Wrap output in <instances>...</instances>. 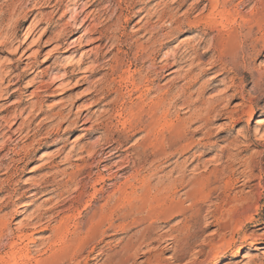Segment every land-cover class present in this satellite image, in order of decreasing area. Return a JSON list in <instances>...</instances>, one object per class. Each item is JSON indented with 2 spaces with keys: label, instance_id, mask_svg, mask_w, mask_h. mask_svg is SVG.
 I'll return each mask as SVG.
<instances>
[{
  "label": "rangeland",
  "instance_id": "rangeland-1",
  "mask_svg": "<svg viewBox=\"0 0 264 264\" xmlns=\"http://www.w3.org/2000/svg\"><path fill=\"white\" fill-rule=\"evenodd\" d=\"M218 1L0 0V264L46 258L63 217L88 239L62 264H264V0ZM161 96L154 160L122 124ZM148 180L156 198L125 195Z\"/></svg>",
  "mask_w": 264,
  "mask_h": 264
},
{
  "label": "bare ground",
  "instance_id": "bare-ground-1",
  "mask_svg": "<svg viewBox=\"0 0 264 264\" xmlns=\"http://www.w3.org/2000/svg\"><path fill=\"white\" fill-rule=\"evenodd\" d=\"M197 2V1H196ZM216 2H219L218 0H216ZM211 4V3H210ZM87 6H89L90 7V5L88 4ZM155 37V36H154ZM3 43H4V41H1L0 42V47L1 46H3ZM110 46V45H109ZM111 47V46H110ZM115 48V47H114ZM117 49V48H116ZM112 50V49H111ZM206 52V51H205ZM99 60V59H98ZM167 60V59H166ZM180 60V59H179ZM183 60V59H182ZM188 60V59H187ZM185 61H183V63H184ZM96 63V62H95ZM182 63V62H181ZM155 66V65H154ZM16 67V66H15ZM14 67V68H15ZM13 68V69H14ZM213 68V67H212ZM156 69V67L154 68V70ZM209 69V68H208ZM150 71V70H149ZM9 72V71H8ZM12 72V71H11ZM163 72V71H162ZM152 73V72H151ZM154 73V72H153ZM9 77V75H7L6 74V76H3L1 79H0V81H2V82H4L5 80H6V78H8ZM137 88H136V91L137 92H139V96H138V98L139 99H141V98H144V100H145V98L146 97H143V96H147L151 91H152V88H153V86H148L147 88H144V89H146V92L145 93H143L138 87L139 86H136ZM172 90V89H171ZM14 91L15 90H13V91H11L10 93H9V96H12L13 94H14ZM94 91V90H93ZM164 91H166L165 89H164ZM171 92V91H170ZM94 93V92H93ZM99 93V92H98ZM105 93V92H104ZM109 93V92H108ZM169 93V91H167V93L166 94H168ZM107 94V93H106ZM160 94V93H159ZM171 95V94H170ZM169 95V96H170ZM166 97V96H165ZM165 97H157V99H150V100H148L149 102L143 107H140L139 109H137L136 111H132V112H130V113H128V115H127V117L125 118V120H124V123L122 124L124 127H126V126H128L130 129H132V130H134V133H139V132H145V136H144V138L142 139V141L143 142H138V144H139V146H138V148H143V146H142V143H147V146H145L146 147V149H148L149 150V157H153L155 154H156V151H157V149H158V146H157V143H156V141H157V138L159 137H157L156 136V133H155V125H156V123H158L157 121H159L161 118L163 119V118H165L166 116H168V114H169V108H170V106H172L173 104H170L171 102H167V99L165 98ZM102 98V97H101ZM138 99V100H139ZM143 102V101H142ZM145 102V101H144ZM146 103V102H145ZM214 103H216V102H214ZM208 109V108H207ZM159 113H161V114H159ZM210 113V112H209ZM208 114V113H207ZM206 114V115H207ZM170 115H171V113H170ZM143 116H146V121H143ZM203 116V115H202ZM179 117V116H178ZM200 118H201V116H199ZM145 118V117H144ZM166 119H167V117H166ZM204 119H206V118H204ZM165 120V119H164ZM169 120H171V117H170V119ZM175 120V119H174ZM180 120V119H179ZM201 120H203V119H201ZM178 121V120H177ZM206 123V122H205ZM159 124V123H158ZM164 125L166 124V123H163ZM172 124H175V123H172ZM177 124V123H176ZM80 125H82V124H80ZM178 125V124H177ZM160 126V125H159ZM162 126V125H161ZM169 126V125H168ZM29 127V126H28ZM128 127H127V129H128ZM179 127V126H178ZM201 127H202V125L200 126V128L199 129H201ZM123 128V127H122ZM168 128V127H167ZM172 128V127H171ZM130 129H128V130H130ZM174 129V128H173ZM172 129V130H173ZM176 129H177V127H176ZM21 130H22V128H21ZM131 130V131H132ZM168 130V129H167ZM175 130V129H174ZM173 130V131H174ZM178 130V129H177ZM176 131V130H175ZM174 131V132H175ZM168 132V131H167ZM170 132V131H169ZM168 132V133H169ZM174 132H172V133H174ZM29 132H28V130H27V132L22 136V137H24V136H27L28 137V134ZM133 133V134H134ZM178 133V132H177ZM207 133V132H206ZM22 134V131L19 133V135H21ZM158 134V133H157ZM170 134V133H169ZM204 134V133H203ZM159 135V134H158ZM179 135V134H178ZM208 134H206V136H207ZM210 135V134H209ZM205 136V137H206ZM171 137V136H170ZM173 137V136H172ZM171 137V138H172ZM177 137V136H176ZM140 138H142V137H140ZM164 138V137H163ZM185 138V137H184ZM159 140H161V139H159ZM163 140V139H162ZM172 140V139H171ZM113 141H115V140H112V142ZM165 141V140H164ZM177 141V140H176ZM121 142V141H120ZM135 142H137V141H135ZM108 143V142H107ZM111 144V143H110ZM167 144H168V146H170L171 145V143H170V145H169V143H168V141H167ZM124 145V144H123ZM102 146V145H101ZM107 146V145H106ZM105 146V147H106ZM113 146V145H112ZM116 146V145H115ZM121 147L122 146V144H119L118 143V147ZM134 146V145H133ZM166 146V145H165ZM118 147H114V148H112V149H110V150H108L109 152H107L108 154L110 153V155H113V154H115V153H117L119 150H121L120 148H118ZM180 147V146H179ZM184 147V146H183ZM166 149V148H165ZM169 149V148H168ZM134 150V149H133ZM136 150V149H135ZM176 150V149H175ZM107 151V150H106ZM122 151V150H121ZM139 151V150H138ZM166 151V150H165ZM129 152V151H128ZM167 152V151H166ZM170 152V151H169ZM142 153V152H141ZM141 153H139L138 155L139 156H141L140 154ZM168 153V152H167ZM17 154V153H16ZM15 154V155H16ZM133 154V153H132ZM144 154H145V152H144ZM144 154H143V156H144ZM166 154V153H165ZM126 155V154H125ZM131 155V154H130ZM134 155V154H133ZM169 155V154H168ZM136 156V155H135ZM139 156H137V157H139ZM145 156H146V154H145ZM147 156V157H148ZM92 157V156H91ZM131 157H133L132 155H131ZM157 157V156H156ZM167 157V156H166ZM134 158V157H133ZM136 158V157H135ZM134 158V159H135ZM154 158V157H153ZM262 158H264V154L261 156V159ZM125 160H128V159H126V158H124ZM123 159V160H124ZM131 159V158H130ZM149 159V158H148ZM152 159V158H151ZM165 159V158H164ZM261 159H260V162H261ZM107 160V159H106ZM154 160H155V158H154ZM186 160V159H185ZM236 159H234V161H235ZM240 160V159H239ZM148 161H151L150 159L148 160ZM16 162V161H15ZM119 162H120V159H119ZM127 162V161H126ZM146 162H147V160H146ZM145 162V163H146ZM152 162V161H151ZM232 162V161H231ZM240 162V161H239ZM105 163H107V162H105ZM111 163V162H110ZM133 163H134V165H136V166H140L141 164H143L142 163V159L141 158H136L134 161H133ZM184 163V162H183ZM233 163V162H232ZM241 163V162H240ZM251 163V162H250ZM77 165H78V163H76ZM113 164V163H112ZM115 164V163H114ZM123 164V163H122ZM147 164V163H146ZM254 164V163H253ZM89 165H91V164H89ZM99 165V164H98ZM101 165H103V164H101ZM105 165V164H104ZM103 165V166H104ZM117 165V164H116ZM134 165H132V167L134 166ZM152 165V164H151ZM257 165V164H256ZM255 165V166H256ZM103 166H102V168H103ZM119 166V165H118ZM128 166H130V165H128ZM135 166V167H136ZM92 167V166H91ZM122 166H120V168H121ZM124 167H125V165H124ZM131 167V166H130ZM249 167V166H248ZM254 167V166H253ZM107 168V167H106ZM6 169V168H5ZM123 169V168H122ZM121 169V170H122ZM125 169V168H124ZM139 169V168H138ZM156 169V168H155ZM227 169V168H226ZM249 169V168H248ZM254 169V168H253ZM1 170V169H0ZM104 170V169H103ZM140 170V169H139ZM224 170V169H223ZM245 170V169H244ZM88 171V170H87ZM136 171H138V170H136ZM135 171V172H136ZM141 171V170H140ZM183 171V170H182ZM229 171H231V170H229ZM242 171V170H241ZM86 172V171H85ZM118 172V171H117ZM139 172V171H138ZM63 173V172H62ZM72 173V172H71ZM124 173V172H123ZM152 173V172H151ZM150 173V174H151ZM154 173H156V172H154ZM250 173V172H249ZM70 174V173H69ZM101 174V173H100ZM99 174V175H100ZM109 174V173H108ZM135 174V173H134ZM137 174V173H136ZM149 174V173H148ZM230 174V173H229ZM66 175V174H65ZM110 175V174H109ZM132 175H133V173H132ZM181 175V174H180ZM232 175V174H231ZM70 176V175H69ZM71 176H73V175H71ZM70 176V177H71ZM108 176V175H107ZM129 176H131V175H129ZM135 176V175H134ZM139 176V175H138ZM154 176V175H153ZM243 176H244V178H246V174H243ZM242 176V177H243ZM63 177V176H62ZM67 177V176H66ZM69 177V178H70ZM100 177V176H99ZM109 177H111V176H109ZM114 177V176H113ZM127 177V176H126ZM133 177V176H132ZM150 177V176H149ZM184 177V176H183ZM183 177H182V179H183ZM241 177V176H240ZM69 178L67 179V181L69 180ZM72 178V177H71ZM70 178V179H71ZM108 178V177H107ZM139 178V177H138ZM143 178V177H142ZM179 178V177H178ZM63 179V178H62ZM75 179V178H74ZM81 179H82V177H81ZM80 179V180H81ZM103 179V178H102ZM110 179V178H109ZM108 179V180H109ZM144 179V178H143ZM152 179V178H151ZM98 180H99V178H98ZM107 180V179H106ZM138 180V179H137ZM174 180V179H173ZM61 181V180H60ZM63 181H64V179H63ZM84 181V180H83ZM184 181V180H183ZM195 181V180H194ZM196 181H197V179H196ZM57 182V181H56ZM66 182V181H65ZM73 182V181H72ZM98 182V181H97ZM133 182H136V181H133ZM132 182V183H133ZM170 182H173V181H170ZM175 182V181H174ZM198 182V181H197ZM63 183V182H62ZM70 183V182H69ZM94 183V182H93ZM99 183V182H98ZM128 183V182H127ZM132 183H131V185H132ZM142 183V182H141ZM199 183V182H198ZM227 183V182H226ZM54 184V183H53ZM58 184V183H57ZM82 184V183H81ZM110 184H112V183H110ZM179 184H181V183H179ZM197 184V183H196ZM230 184V183H229ZM62 185H64V184H62ZM69 185V184H68ZM136 185V184H135ZM140 185V184H139ZM142 186L141 187H137V185L136 186H134V185H132L131 186V191H123V192H125V195H128L129 197H130V200H133V199H131V196H135V197H132V198H134V199H136V197L138 198V199H144V197L147 199V200H151V199H153V198H156V191L159 193V191L158 190H155V188H154V186H156L155 184H154V186L151 184V181L150 180H148V182L146 181V182H144L143 184H141ZM161 185H163V184H161ZM198 185H200V184H198ZM66 186V185H65ZM64 186V187H65ZM157 186H158V184H157ZM177 186V185H176ZM194 186V185H193ZM200 186H202V185H200ZM199 186V187H200ZM204 186V185H203ZM228 186V185H227ZM34 186H32V188H33ZM40 187H41V185H40ZM58 187V186H57ZM121 187V186H120ZM129 186H127L126 188H128ZM163 187V186H162ZM166 188H169V187H167V186H165ZM174 187V186H173ZM6 188V187H5ZM35 188H36V185H35ZM43 188V187H42ZM55 188V187H54ZM125 188V189H126ZM164 188V187H163ZM118 189V188H117ZM116 189V190H117ZM123 189V188H122ZM130 189V188H129ZM159 189V188H158ZM174 189V188H173ZM199 190H200V188H198ZM28 190L30 191V190H32V189H29L28 188ZM27 190V191H28ZM36 190V189H35ZM54 190V189H53ZM56 190V189H55ZM165 190V189H164ZM163 190V191H164ZM196 190V189H195ZM37 191V190H36ZM59 191V190H58ZM94 191H97V190H94ZM117 191H120V190H117ZM122 191V190H121ZM120 191V192H121ZM192 191V190H191ZM197 191V190H196ZM122 192V193H123ZM168 192V191H167ZM172 192V196L170 197V198H168L169 200H168V205L166 206V204H165V208H167L169 211H173V210H176L177 209V211H179V212H181V213H183V214H186L185 212L188 210L187 208L184 210L183 208H182V206H183V202L181 201V200H179V199H177L176 198V195H177V191H171ZM202 192H203V190H202ZM201 192V193H202ZM205 192V191H204ZM31 193V192H30ZM160 193H161V191H160ZM164 193V192H163ZM37 194V192H33V193H31L29 196H34V195H36ZM170 194V193H169ZM184 194V193H183ZM185 194H187V193H185ZM184 194V195H185ZM195 194V193H194ZM204 194V193H203ZM164 195V197H166L165 196V194H163ZM123 196H124V193H123ZM127 196V197H128ZM179 196V195H178ZM186 196V195H185ZM189 196V195H188ZM197 196H198V194H197ZM208 196V195H207ZM128 197V198H129ZM163 197V198H164ZM192 197V196H191ZM180 198V197H179ZM189 198H190V196H189ZM206 198V197H205ZM117 199H119V198H117ZM158 199V198H157ZM120 200V199H119ZM118 200V201H119ZM124 200H125V198H124ZM128 200V199H127ZM126 200V201H127ZM149 200V201H150ZM185 200H187V199H185ZM72 201V200H71ZM134 201V200H133ZM137 201H140V200H137ZM161 201V200H160ZM167 201V200H166ZM165 201V202H166ZM120 202H122V201H120ZM153 202H154V200H153ZM156 202H158V201H156ZM195 202V201H194ZM130 203H132V202H130ZM144 203V202H143ZM146 203V202H145ZM17 204H21L19 207H21V206H23V204L24 203H17ZM154 204V203H153ZM160 204V203H159ZM191 204V203H190ZM197 204V203H196ZM126 205V204H125ZM139 205V204H138ZM143 206H144V204H142ZM148 205V204H147ZM157 205V204H156ZM10 206V202L9 201H7V202H5V201H0V209H1V211L2 210H5V209H7L8 207ZM71 206V205H70ZM116 206H121V205H116ZM153 206V205H152ZM161 206V205H160ZM123 207V206H122ZM122 207H120V208H118V212L117 213H123V212H125L124 211V207L122 208ZM131 207V206H130ZM133 207V206H132ZM164 207V206H163ZM185 207V206H184ZM197 207V206H196ZM137 208V207H136ZM155 208V206H153V209ZM183 210H182V209ZM181 209V210H180ZM192 209V208H191ZM156 210V209H155ZM141 211V210H140ZM145 211H146V209H145ZM152 211V210H151ZM157 211V210H156ZM195 211V210H194ZM174 212V211H173ZM137 213V212H136ZM165 213V212H164ZM177 213V212H176ZM192 213H193V210H192ZM100 215V214H99ZM111 215V214H110ZM169 215V214H168ZM190 215H192L191 213H190ZM151 216V215H150ZM193 216V215H192ZM189 217V216H188ZM196 217V216H195ZM5 214H2V215H0V237L3 235V232L4 231H6V230H8L9 229V224H8V222L6 223V221H5ZM105 218V215H103V217H102V220L101 221H103V219ZM107 218V217H106ZM170 218V217H169ZM62 219V218H61ZM139 219V218H138ZM168 219V218H167ZM186 220V219H185ZM73 221V220H72ZM106 221V220H105ZM60 222V221H59ZM69 222H70V220L68 219V218H65V217H63V219L61 220V222L58 224V226H56V227H52L51 228V235H50V237H52V238H54V240H53V242H52V244H50V247H49V249H48V251H49V254H48V256L46 257V258H44V259H38V260H36V264H62L66 259H75L74 257L77 255V253H79V249L84 245V244H86L85 243V240L86 239H88L87 237L88 236H81V234H82V232H81V230H80V228H81V226L79 227V226H76L72 231L70 230V227H69ZM159 222V221H158ZM184 222V221H183ZM197 223V220L196 219H192L190 222L188 221H186L183 225H182V227L179 229L178 227H174V229L175 228H178L179 230V232L180 231H185V232H191V227L194 225L195 226V224ZM100 224H102V222L100 223ZM100 224H99V226H100ZM104 224V223H103ZM92 224H90V226H91ZM178 226V225H177ZM193 226V227H194ZM180 227V226H179ZM47 228H49V226L47 225L46 226V229ZM100 229V228H99ZM170 229V228H169ZM10 230V229H9ZM104 230V229H103ZM194 230V229H193ZM99 231V230H98ZM168 231V230H167ZM195 231V230H194ZM11 232H13V231H11ZM93 232H94V230H93ZM92 232V233H93ZM181 233V232H180ZM192 233V232H191ZM196 233V232H195ZM182 234V233H181ZM85 235V234H84ZM87 235V234H86ZM184 235V234H183ZM90 237L92 236V235H89ZM94 236V235H93ZM89 237V240L90 239H93V238H90ZM184 237V236H183ZM6 239H8V238H6ZM24 240H26L27 242L25 243V245L23 246V247H19L18 248V251L19 252H24L25 251V253H24V257L26 258V259H30L31 257H30V253H29V249H28V245L29 244H32V245H34V244H36V241H35V239L34 238H31L30 237V235H26V234H24L22 237H20L19 238V243H16L15 241H14V243L12 242V241H8V242H12V243H10V245L9 246H11V247H13L14 245H19L21 242H24ZM7 241V240H6ZM91 241V240H90ZM90 241H88V242H90ZM187 241V240H186ZM87 242V241H86ZM87 242V243H88ZM93 243V242H92ZM187 243V242H186ZM93 244H95V243H93ZM22 245V244H21ZM20 245V246H21ZM92 246V245H91ZM6 247V246H5ZM18 247V246H17ZM16 247V248H17ZM84 247H87L86 245L84 246ZM9 248V247H8ZM260 248L261 249H263L264 250V245H261L260 246ZM14 249V248H13ZM90 249H92V248H90ZM24 250V251H23ZM16 251V250H15ZM8 252V251H7ZM10 252V251H9ZM17 252V251H16ZM15 252V253H16ZM19 252H17V253H19ZM81 252V251H80ZM237 252H239V250H237ZM13 251L10 253L11 254V256H13L14 254H15ZM9 254V253H8ZM86 254V253H85ZM5 256V255H4ZM8 256H10V255H8ZM77 256H79V255H77ZM8 258V257H7ZM87 258V257H86ZM3 259V258H2ZM1 259V260H2ZM10 259V258H9ZM84 259V258H83ZM88 259V258H87ZM0 260V261H1ZM79 260V259H78ZM82 260V259H81ZM86 260V259H85ZM84 260V261H85ZM217 260V259H216ZM220 260H222V259H220ZM7 261V260H6ZM5 261V264H7V262ZM76 261V260H75ZM80 261V260H79ZM87 261V260H86ZM9 263V262H8ZM79 263V262H78ZM218 263V261H216V262H214L213 264H217ZM69 264V263H68Z\"/></svg>",
  "mask_w": 264,
  "mask_h": 264
}]
</instances>
